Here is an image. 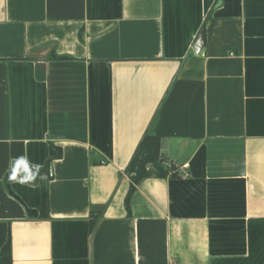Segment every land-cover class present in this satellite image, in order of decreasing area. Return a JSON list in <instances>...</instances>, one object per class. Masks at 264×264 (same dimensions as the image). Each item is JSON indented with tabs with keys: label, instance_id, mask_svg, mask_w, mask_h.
<instances>
[{
	"label": "crops",
	"instance_id": "crops-1",
	"mask_svg": "<svg viewBox=\"0 0 264 264\" xmlns=\"http://www.w3.org/2000/svg\"><path fill=\"white\" fill-rule=\"evenodd\" d=\"M145 134L177 174L127 208ZM0 221L12 264H264V0H0Z\"/></svg>",
	"mask_w": 264,
	"mask_h": 264
},
{
	"label": "trees",
	"instance_id": "trees-1",
	"mask_svg": "<svg viewBox=\"0 0 264 264\" xmlns=\"http://www.w3.org/2000/svg\"><path fill=\"white\" fill-rule=\"evenodd\" d=\"M51 57H54L51 55ZM57 59H67V57H57ZM13 144L12 146V155L14 158L23 157V147L21 143H16L19 145L20 149L16 151V148ZM61 149L50 145L49 148V161L52 159L60 158ZM147 164H151L147 168ZM126 173L129 176L131 183L129 186L128 193L125 198V204L127 208L128 201L131 194L135 190V185L138 184L141 180L147 177H157V178H166V177H176L175 168L172 165L167 164L166 159L162 156L160 152V138L156 135L145 134L132 158L130 159L127 167ZM101 212H91L90 226L93 227L97 217ZM0 264H12L11 257V240H10V223L7 221H0Z\"/></svg>",
	"mask_w": 264,
	"mask_h": 264
},
{
	"label": "water",
	"instance_id": "water-1",
	"mask_svg": "<svg viewBox=\"0 0 264 264\" xmlns=\"http://www.w3.org/2000/svg\"><path fill=\"white\" fill-rule=\"evenodd\" d=\"M203 39H204V33L203 31H200L198 36L196 37L194 44H193V49L195 53H198L202 44H203ZM151 164H147V168H149Z\"/></svg>",
	"mask_w": 264,
	"mask_h": 264
},
{
	"label": "clouds",
	"instance_id": "clouds-1",
	"mask_svg": "<svg viewBox=\"0 0 264 264\" xmlns=\"http://www.w3.org/2000/svg\"><path fill=\"white\" fill-rule=\"evenodd\" d=\"M12 179H13V180H15V179H16V177H15V176H13V177H12Z\"/></svg>",
	"mask_w": 264,
	"mask_h": 264
}]
</instances>
